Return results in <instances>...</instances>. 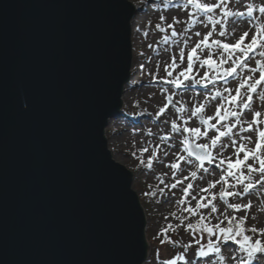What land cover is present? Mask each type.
I'll list each match as a JSON object with an SVG mask.
<instances>
[{
    "label": "water",
    "instance_id": "obj_1",
    "mask_svg": "<svg viewBox=\"0 0 264 264\" xmlns=\"http://www.w3.org/2000/svg\"><path fill=\"white\" fill-rule=\"evenodd\" d=\"M130 3L0 0V264L148 258L133 173L105 136L127 122Z\"/></svg>",
    "mask_w": 264,
    "mask_h": 264
},
{
    "label": "snow or ice",
    "instance_id": "obj_2",
    "mask_svg": "<svg viewBox=\"0 0 264 264\" xmlns=\"http://www.w3.org/2000/svg\"><path fill=\"white\" fill-rule=\"evenodd\" d=\"M163 8H168L172 5V0H160ZM239 2V0H237ZM155 3V0H153ZM114 7L119 10L126 11L132 7L129 0H114ZM176 9H183L190 11L187 12L189 22L193 25L202 23V17H206L209 24L212 26L211 30H207L202 39L194 42L191 49H188V39L183 41L184 47L179 49V62H177V56L172 55L170 62L165 63L163 66L164 76H159L160 64L157 63L155 73H149L150 77L166 81L168 85H175L176 87L185 86L190 87L192 84L210 83L214 84L217 80H224L228 76H232L238 72L240 67L247 69L249 72L258 73V76L253 77L246 75L241 78L238 85L235 87V95L232 94L233 90L225 87L223 89L222 99L229 105L228 110L224 112L217 111L213 117L205 118L206 105L204 103H197L194 108H181L180 112L188 111L190 114L187 117L181 116L180 120L183 124L178 123L176 120L170 123L172 132H189L190 134H197L196 138L203 137L208 140V143H195L192 136H184L180 142L182 145L183 155H178L177 163H170L166 167H170L174 170H178L179 162L183 161L192 166L193 170L189 172L187 176H183L178 180H175L170 189H174L179 185L188 182L186 187L182 189L183 195L178 201L181 205V216L177 217L173 212L170 215L177 219L178 223L175 229H172L169 224L168 229H162L161 232L164 235V239L160 240V244H172L175 245L177 241L171 239L168 235V230L177 231L183 228L189 232L192 239L187 243L182 244V251L179 253H172L168 257H160L162 264H178L183 261V264H200L196 257L206 258L205 264H261V259L264 258V227H257L256 224L248 225V220L251 218L256 219L255 216H249L253 204L249 200L247 203H233L229 199L230 197L241 198L246 194H249L257 185L264 187V127H261L260 117L264 115L260 111L253 112L251 122L247 123L241 119V109L250 108L253 100V93H258L259 99L264 101V59H258L255 67H249L247 60L249 54L254 51H259V56L264 57V17H259V23L254 32L251 34L249 31H244L234 43L224 42L221 39L215 40L217 46L218 55L216 59L218 63H213V53L209 49L208 55L201 60L198 55V50L203 51L202 45L207 47L205 41L210 40L214 35V31L218 25L223 23L225 17L245 15L252 16L254 12L264 13V0H259V3H255L254 0L248 2L246 0V10L233 11L228 7V0H181V3L174 5ZM223 9V15L217 20L216 15L220 14V10ZM158 23L155 25V30H158L162 36L161 38L167 42L172 36H177L180 33L177 32L176 25L181 24L177 17H172V22L168 23V18L161 14ZM150 23V22H149ZM162 24L165 26L162 27ZM140 31L139 29H137ZM227 34L226 30L219 32L220 37H224ZM144 37L148 36V32L142 33ZM195 36L201 37L200 32H195ZM190 39V37H189ZM245 41H247L246 46ZM152 48V44L148 45ZM187 50V56L185 52ZM239 52V56L235 54ZM144 55L143 52L140 53ZM195 57V58H194ZM200 62V67L204 68L206 65L214 72L209 76L207 72L203 76L197 78L198 73H193L194 65ZM187 63V66L181 68V65ZM225 65H227L225 67ZM141 68L144 65H140ZM179 69V71H177ZM175 73V75H174ZM185 81L188 83L185 84ZM243 90V91H242ZM167 92V90H164ZM212 99L221 97L222 93L217 88L213 94L211 91L208 93ZM205 97V100L208 99ZM166 101L172 99V94L168 93L165 97ZM235 105L233 109L231 106ZM27 109L28 104L23 105ZM223 108V104L219 106ZM168 109L166 107H160L158 116L163 115ZM199 115L200 124L206 125L207 128L215 135H209L208 132H202L201 127L188 128V122L192 121L194 117ZM219 117V121L227 120V123L220 124L217 127L211 123L213 119ZM231 117L232 119H228ZM219 121H217L219 123ZM240 132H252L256 135V140L253 143L251 137L241 136L239 139L234 138L236 131ZM151 135V133H149ZM223 138H228L231 143L224 144ZM251 144V146H249ZM229 147L235 151V160L231 156L224 157L223 152ZM219 148L220 151L216 152ZM142 152H149L148 148H142ZM159 147L157 146L156 152L152 156H149V167H151V161L153 156L157 155ZM215 153V154H214ZM241 154L243 158L241 159ZM168 155L167 152L164 153ZM194 157V159H193ZM216 163L218 167H223L225 164L227 167L223 170V174L219 179L213 180L207 183L206 187L200 189V198L191 196V189L193 184L191 180L199 178V172L202 170L207 172L208 169L204 167V162ZM251 161V162H250ZM143 163V161H141ZM175 176V171L173 172ZM258 176V178H256ZM191 178V179H190ZM231 178V182L229 180ZM219 186V191H216ZM145 195L155 196V192H145ZM174 195V193H173ZM191 196V200L188 197ZM191 201H195L193 206ZM219 201L224 205L223 211H221L218 203ZM229 212L232 214L229 215ZM240 212H244L245 215H238ZM167 219V217L165 218ZM213 220L216 223H213ZM233 241L238 245V248L233 249L232 254L225 255V247L227 242ZM195 247L192 259L189 258V250ZM159 253V249L157 250Z\"/></svg>",
    "mask_w": 264,
    "mask_h": 264
},
{
    "label": "rangeland",
    "instance_id": "obj_3",
    "mask_svg": "<svg viewBox=\"0 0 264 264\" xmlns=\"http://www.w3.org/2000/svg\"><path fill=\"white\" fill-rule=\"evenodd\" d=\"M134 4L138 9L143 8L135 17L132 22V46H133V65H132V80L125 92V101H123V109L127 116L126 123H111L105 136L107 138L108 144L110 146V151L112 152L113 159L125 166L128 170L133 173L134 181L133 188L137 193L141 204L144 208L145 215L147 218L146 226V238L149 246L148 258L145 264H162L160 257H168L172 253H179L182 251L181 245L187 243L192 239V236L189 232L185 231L183 228L178 229L177 231L168 230V235L172 240L177 241L175 245L172 244H160V240L164 239L162 234V229H168L169 224H171L172 229H175L177 226V219L172 217L170 214L175 212L176 216H181V205L178 204V201L183 195L182 189L186 187L188 182L185 184L179 185L174 189H170V185L175 181L180 179L183 176H187L190 171L193 170L192 166L184 163L183 161L179 162L178 170H174L170 167H166L170 163H177L178 153L183 155L181 141L184 136H192V139L195 143H208V140L200 137L196 138L197 134H190L187 131L182 129L181 132H172L170 123H165L176 120L178 123L183 124V121L180 120L181 116L187 117L190 113L188 111L180 112L181 108H194L195 105L199 103H204L206 105V112L204 113L205 118L213 117L217 111L224 112L228 110L229 105L225 102L222 97L226 95L223 93L225 87L232 89V94L235 95L234 89L240 82L241 78L246 75H251L253 77L258 76V73L249 72L247 69L240 67L238 72L234 74L236 79L233 83L216 85L213 88L212 93H215V90L218 88L222 96L212 99L211 96L203 95L201 93L195 94L192 98L186 99L181 98L180 95L175 94L177 88L173 85V89H168L166 87H160L155 84L149 73H155L157 71L156 65L160 64L159 76H164L163 66L165 63L170 62L172 55L179 57V52L176 49L184 47L183 41L188 39V49H191L194 42L202 39L203 34L207 30H211L212 26L207 21L206 17H202V23H193L189 22L187 17L188 10L180 9L176 12L175 15H172L173 6L168 8L159 7L158 2L153 0H129ZM251 2V0H248ZM255 3H259V0H254ZM228 7L233 11L246 10V0H228ZM163 14L168 18V23L172 22V17H177L181 24L176 25L177 32L180 33L177 36H172L167 42L161 38L162 34L155 30L156 23L160 22L159 17ZM256 19L259 20V17H264V13L254 12ZM223 15V9L220 10V14L216 15V19L219 20L220 16ZM239 16H229L225 17L223 23L218 25L214 31V35L210 40L205 41L207 47L202 45L204 48L203 51L198 50L199 56L206 57L208 55L209 49L212 51L213 63H218L216 56L218 55L217 46L215 40L221 39L224 42L234 43L239 36L242 34L237 30L236 24L239 21ZM150 22V23H149ZM165 26L162 24V27ZM139 29L140 31H138ZM256 28L252 27L249 30V33L255 31ZM221 30H226L227 34L224 37L219 36ZM144 31L148 32V36L144 37L142 33ZM195 32H200L201 37L194 35ZM190 37V39H189ZM180 42V43H179ZM247 41H245L246 46ZM152 44V48H149L148 45ZM190 46V48H189ZM176 51V54L174 52ZM143 52L144 55L141 56L140 53ZM239 56V52L235 54ZM187 56V51L185 52ZM258 59H264V57L259 56V51H254L249 54V59L247 63L249 67H255V62ZM179 62V60H177ZM140 65H144L143 68ZM187 63L181 65L182 68L186 67ZM227 65H225L226 67ZM179 69H177L178 71ZM140 72V73H138ZM209 72L211 75L214 74L213 70L207 65L204 68L200 67V63H196L193 68V73H202ZM175 75V73H174ZM231 76L226 77L222 81H228ZM139 85V86H137ZM167 90L165 92L164 90ZM264 90V89H259ZM243 91V90H242ZM168 93L172 94V99H165ZM208 96V99L205 100V97ZM223 104V108L219 106ZM160 107H166L168 110L163 113V115L158 116ZM233 109L235 105L231 106ZM250 112H247V109H241V119L247 123L251 122L253 112L260 111L264 113V101L259 99L258 93H253V100L250 105ZM147 117H151L160 121V125H157L152 120H149ZM228 119H232L229 117ZM261 127H264V115L260 117ZM149 122L146 126L143 127V123ZM219 117H216L211 121L217 127L222 123H227V120L219 121ZM168 124V125H165ZM188 128L201 127L202 132H208L209 135H215L216 133L209 130L206 125H201L199 121V115L194 117L192 121L188 122ZM236 131V136L234 138L239 139L241 136L251 137V141L254 143L256 140L255 133L252 132H240ZM151 133V135L149 134ZM163 135L171 137L172 140L169 142L163 140ZM203 138V141L201 140ZM224 144H230L231 141L228 138H223L222 141ZM175 145L176 150H170L171 146ZM157 146L159 151L157 155L153 156L151 161V167H149V156H152L156 152ZM251 146V144H249ZM142 148H148L149 152H142ZM220 149L217 148L216 152H219ZM167 152L168 155L165 156L164 153ZM215 154V153H214ZM224 157L231 156L235 160V151L229 147L226 151L223 152ZM243 154H241V159ZM194 159V158H193ZM143 161V163H141ZM162 162V163H160ZM251 162V161H250ZM215 165V167H213ZM204 167L208 171L212 170L213 174L211 178L207 177V172L200 171L199 178L191 180L193 188L191 189V196H196L197 199L200 198V189L206 187L207 183L213 180H217L223 174V170L227 167L225 164L223 167H218L216 163L204 162ZM175 171V176L173 172ZM258 178V176L256 177ZM191 179V178H190ZM231 181V178H229ZM234 183V181H231ZM216 191H219V186ZM256 192L252 190L249 194L244 195L241 198L230 197L229 199L233 203H247L249 200L252 201L253 207L248 213V215L255 216L256 219H249L248 225L256 224L257 227H264V187L257 185L255 188ZM145 192H155L156 195H145ZM194 192V193H193ZM174 193V195H173ZM191 196L188 197L191 200ZM193 206H195V201H191ZM223 211L224 205L219 201H216ZM232 213L229 212V215ZM238 215H245L244 212H240ZM167 217V219H165ZM213 223H216L213 220ZM227 247H225V255H231L233 249L238 248V245L233 241L227 242ZM159 249V253L158 250ZM195 252V247L189 250V258L192 259V253ZM196 260L200 264H205L206 258L196 257ZM178 264H183V261L178 262ZM261 264H264V258L261 259Z\"/></svg>",
    "mask_w": 264,
    "mask_h": 264
},
{
    "label": "bare ground",
    "instance_id": "obj_4",
    "mask_svg": "<svg viewBox=\"0 0 264 264\" xmlns=\"http://www.w3.org/2000/svg\"><path fill=\"white\" fill-rule=\"evenodd\" d=\"M156 2H158L159 7L161 8V2L160 0H155ZM181 3V0H172V6H173V12L172 15H175L176 12H178L180 9H176L174 7V5ZM239 21H237L238 23L235 25L237 30L240 31L241 33H243L244 31H249L252 27L256 28L257 24L259 23V20L256 19V16L253 14L252 16H248L245 15L243 17H238ZM180 43V42H179ZM190 48V46H189ZM177 52H179L178 49H176ZM176 51L174 52V54H176ZM187 51V50H186ZM199 55V54H198ZM201 60L204 58L202 56ZM195 58V57H194ZM177 60H179V57L177 58ZM198 63H200L198 61ZM182 68V67H181ZM179 71V70H178ZM140 73V72H138ZM205 72L202 73H198L197 78H199V76H203ZM209 76H211V73L207 72ZM236 79L235 75H232L228 81H222V80H217L214 82V84H210V83H202V84H192L190 87H185V86H180L179 88L176 89L175 94L180 95L181 98H186L187 100L192 98L195 94L197 93H201L203 95H208V93L211 91H213V88L216 87V85H222V84H228V83H233ZM156 85L160 86V87H166L168 89H173V85H168L166 81L157 79L154 81ZM188 82L185 81V84H187ZM139 86V85H137ZM140 87V86H139ZM122 101H125V94L122 98ZM247 112H250V109H247ZM185 117V116H184ZM149 120H152L153 122H155L157 125H160V121H158L157 119L151 118V117H147ZM169 122V120H167ZM147 124H149V122L147 121L146 123H143V127L146 126ZM168 125V124H165ZM163 140L169 142V140H172L171 137H167V135H163ZM201 140L203 141V138H201ZM170 150H176L175 145H172L170 147ZM162 163V162H160ZM213 167H215V165H213ZM212 170L208 171L207 173V177L211 178L212 177ZM254 193L256 192L255 189H253ZM194 193V192H193Z\"/></svg>",
    "mask_w": 264,
    "mask_h": 264
}]
</instances>
